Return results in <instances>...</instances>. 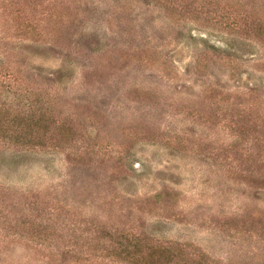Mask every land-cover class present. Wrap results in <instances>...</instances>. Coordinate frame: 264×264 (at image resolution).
<instances>
[{
	"label": "rangeland",
	"instance_id": "obj_1",
	"mask_svg": "<svg viewBox=\"0 0 264 264\" xmlns=\"http://www.w3.org/2000/svg\"><path fill=\"white\" fill-rule=\"evenodd\" d=\"M0 264H264V0H0Z\"/></svg>",
	"mask_w": 264,
	"mask_h": 264
}]
</instances>
